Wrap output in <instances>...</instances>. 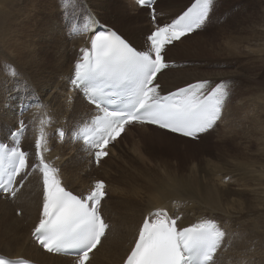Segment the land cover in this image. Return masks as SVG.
<instances>
[{
  "label": "bare ground",
  "instance_id": "bare-ground-1",
  "mask_svg": "<svg viewBox=\"0 0 264 264\" xmlns=\"http://www.w3.org/2000/svg\"><path fill=\"white\" fill-rule=\"evenodd\" d=\"M134 1L135 0H133V3ZM181 1L182 0H157L155 2V6L157 8L156 15L163 14L164 17L170 16L168 14L172 13V10H174V8H176ZM191 1L193 0H189L188 2L184 1L181 3V6L179 8L175 9L177 13L176 17L189 5ZM34 2V8L31 14H29L28 16V22H30L29 24L32 27L30 29L23 28L25 33L19 31L20 36L22 38L19 40L20 43H18L16 50L13 51L14 54L9 56L12 58H3L2 49L4 47L2 49L0 47V67L7 66L12 71V69L14 70V68H12L10 63L18 62V65L22 71L17 74L16 70H14V74L19 78L20 81L27 80L29 82L28 87L30 92L28 94H25L23 99H33L36 101V103L32 104L31 108L27 112L20 113L18 119V121H20H16L17 125L14 128H12L13 126L8 125V120L10 119V117L8 116L7 112L9 113L10 111L3 108V105H0V123L3 124V127H0V139H5L6 141L8 140V138H10V140L8 141L11 142L13 140L14 143L15 139L17 138L13 137L12 133L18 131L21 122L24 125L26 119H34L35 121H33L32 123L35 127V132L33 133L34 135H31V138L35 139L36 141L38 132H43L44 140L42 141L41 149L43 160L59 170V179L69 189H71L75 193L88 192L92 190L94 186L86 187L87 177L85 179L84 173L89 168L91 170H94L96 169V167H93L92 165L88 164L86 160L82 159V164L78 166L74 173H70V176L73 180L78 181L80 179L81 184L79 188H74L75 183L68 182L67 178L63 173V170L68 166V162L65 161V159L70 156L69 150L67 151L68 147L72 149V146L76 145H73V143L70 141H63L51 135L53 131L57 133L63 128L68 129L71 120L75 121L72 127L78 124L80 122L79 118H82L81 115L83 114V109L86 111L87 118H91V114H94L95 112V107H91L90 104L82 100V96H80L79 98V96L77 95L79 94V91L75 89L70 82V77L74 73L75 62L81 58V49L86 48L89 45V35L92 31L94 32L97 27V24H93L94 20H98L101 25H105L107 27L115 29L139 50L145 49L147 36L151 33L153 29L159 26H141L140 22L143 18V8H141L136 1V4H134L137 10V12H135V15H128L127 12L124 11L118 15L116 14L118 18L111 17L110 19L113 22H109L105 16H99V14H104L107 10L114 12V6L117 5V3L104 4L99 0H91V2L96 7L97 11L100 10V12H97V14H95L92 10H88L90 14L87 12L83 16L82 22L79 23L77 21L70 23L68 28H65L64 30L58 33V37L55 41L53 14L51 11H55L60 8L59 0H35ZM12 5L13 4H11V0H0V44L4 43L7 37L6 33L12 29L8 25L13 14L12 11L14 10L11 9ZM41 7H46V9L44 11H40L39 8ZM120 10L122 9L117 8L115 9V12ZM98 17L103 22H101ZM123 20H126L128 25L123 24ZM167 21L166 23H170ZM256 24H258V22L253 21V27H249L247 29H245L243 26H240L239 30L241 31L237 35H233V38L228 41L229 45L223 48L221 53H227L226 56H234L236 55V53H242L243 50L240 48V43L249 44L250 47L248 48V50H251L250 53L253 55L261 53L259 49L255 48L256 43L254 39L257 40L260 34V28L259 30H257L259 26ZM72 28L78 30L84 28V30L80 31L77 34H72ZM186 37H181V43L179 41H173V45H167L164 50V59L165 62L168 63L169 67L163 69L160 73L157 74V79L155 83L159 84L161 81H163L164 83L165 81H167L166 79L168 77H170V79L172 80L174 77L176 78L174 82L170 81L169 84H163H166V87H164V89L158 90L161 95L171 92L180 87L186 86L188 84L195 83V81L203 80L204 78H227L233 77L234 73L238 74L235 71L228 73V71L224 70L219 72L215 71L207 73L200 69L197 70L195 67L189 68L188 60L192 56H213L214 50L212 49L214 48L211 45L215 43L212 38L210 39L208 37H193V39L190 40L186 39ZM215 45L217 46L218 44ZM262 61L264 63V58H262ZM6 74L7 73L4 72V75L7 76V78L1 79L0 81L7 82L8 87H5L4 92V96L7 97L13 95V92L15 90H13L9 86L11 79L9 75ZM0 77H2L1 73ZM209 89L210 88L206 86L205 92ZM263 101L264 97L262 98V102ZM75 103L79 106L77 107ZM17 115H19L18 112ZM222 116L224 117V115ZM134 125V123H131L126 126L121 135L118 137V139L114 141L112 147H109L108 150L110 152H114V144L118 145L120 141L130 131V128L134 127ZM0 126L2 125L0 124ZM25 127L26 124L24 125L23 133H19V136H21L22 134L21 144L23 145H25V142L28 138V131L27 128L25 129ZM137 127L138 129L136 131V139L132 141V147H137L138 145L146 146L147 151L153 156L156 155V157L160 156L161 158L165 157L166 160L173 158L177 160L176 163L177 165H179V168L181 167L183 169L186 167L185 162L189 157L190 160L194 159L198 154H203L200 153L202 145L197 144L195 141L191 142V139L181 137L179 135L161 130L151 125H140ZM254 128L255 131H251L249 137H251V139L254 141V146L258 148V151L260 153H263L260 157L264 158V123H255ZM79 129L80 127H78L76 130L74 129L73 132L78 133ZM257 129L263 130L256 131ZM218 140H220L219 136L216 141ZM208 141H210V139H206L204 140V143L203 141L202 143L205 145L208 143ZM50 142L52 143V145L54 142H56V146L54 149L50 148ZM243 142L247 143V146L250 147L249 141L243 140ZM62 143H66V145L64 146ZM150 145L154 147H150ZM206 147L208 148V146ZM90 148L91 147L88 145V149ZM29 149L30 157H28V162H32V160H35L38 163L39 168L33 171V173L29 174L31 168L29 167L28 173H26L20 178V180L24 182L22 184L23 187L19 188L16 193V198L11 203L6 202L8 195L3 196L0 194V242L4 245L6 250H10L12 248L15 249L14 252L8 251V254H3L10 258H24L40 264H74L73 261L67 257L46 253L36 243L32 236V232L35 228L41 210V200L43 197V180L42 173L40 172V158L36 155L35 142L30 146V148H27V151ZM226 149L228 148L226 147ZM232 150L236 152L237 156L241 155L240 152L237 151L236 147H234ZM85 155L89 157L87 153ZM109 155H107L103 159H100L99 162H97V164L99 165L98 167H101L104 162H106ZM178 155L182 156L183 161H181L182 159H177L179 158ZM156 157L155 159L152 157V159L156 160ZM220 160L224 161L222 158ZM198 163H196V165H192L195 167L194 171L192 170V166L190 167V171H193L194 173V176L190 177V180H186L182 177L176 180L173 179V181L177 182V184L175 183L176 185H174L173 187H165L168 184H165L164 182L162 183H164L165 185H160L161 181H159V185L161 187L155 185L154 177L156 176H153V173H149L150 171L146 173L147 175L145 176L143 175L142 171H140V173L130 171L131 175L128 178V184L139 185V188L133 196L120 198V194H115V197H113L109 203L112 204L111 206L108 205L106 197L102 200V210L107 218V221L110 222V227L106 231V235L102 238L100 245L93 251L90 260L86 264H121L128 250L134 242L135 233L141 220L149 211L158 207H166L169 212L174 216L181 213V225L183 226L191 223L193 220L199 217H209L218 220L224 227L226 226L228 229L231 230V228L229 227L228 218H231L232 215L230 214L229 209H227L224 205L223 200L226 198V194H224L223 186L220 183L223 178V175L221 173L219 174L218 172H213L211 174L207 171V175L205 176L204 180H207L208 185L211 184V181H214L213 184L216 188L214 187V191H211L207 187H202L201 183L203 181L201 182L197 178L199 177V175L203 176L202 173L200 174V172L196 170L197 166H199ZM142 167L144 168V170L147 171V167L145 165H142ZM102 175L104 179L96 177V181H106L108 191L110 190L109 193L111 194V188L109 189L108 182V171H103ZM161 178L158 180H161ZM23 179L25 180L23 181ZM144 181L147 185V188L150 189V191L152 190L153 192H155V194L154 196H152L151 194H149L151 193L149 191L148 197H150L151 200L146 201L142 204L141 198L145 185H143ZM246 185H248V183H242L240 186L249 188L252 191L255 199H257L264 192V190H261L258 187L250 188ZM71 187H73L74 189H72ZM227 187L229 186L227 185ZM220 188H222V191H219ZM178 195H184L186 197H190L191 199L192 197L198 199V204H200L201 206L194 207L193 205L195 204L196 200L194 201L192 199L194 201V204L191 202V200L190 202L193 205H190L189 203L190 206L188 205V208H183L178 202L182 201L183 203L186 200L182 198L184 200L183 201L179 198L180 201H176L175 197L178 198ZM11 208H13V211H11L10 214ZM17 211L19 213H17ZM188 212L190 214H188ZM15 213H17L19 216H17ZM25 228L26 231L24 236L26 242H22L20 241L18 233L24 230ZM228 229L226 230V239L222 242V245L218 251V255L216 258L219 257L222 249L225 246L228 247L229 245H232L229 239L232 235L229 236L230 230ZM224 242L227 243V245L224 246ZM219 264L225 263L221 262Z\"/></svg>",
  "mask_w": 264,
  "mask_h": 264
},
{
  "label": "snow or ice",
  "instance_id": "snow-or-ice-1",
  "mask_svg": "<svg viewBox=\"0 0 264 264\" xmlns=\"http://www.w3.org/2000/svg\"><path fill=\"white\" fill-rule=\"evenodd\" d=\"M138 3L148 6L155 19L153 0ZM212 4L213 0H194L176 19L152 31L144 50L133 47L107 27L91 35L90 48L81 49L82 57L75 62L70 82L75 89H82L87 101L97 109L91 127L82 132L84 140L97 149V162L108 155L105 149L120 136L125 124L146 122L196 138L221 118L228 94L223 83L206 93L209 82L197 81L163 96L155 83L157 74L169 66L164 59L166 46L201 28ZM23 131L21 122L18 131L12 133L17 146L6 155L5 146L0 145V178L6 176L0 181V190L13 196L16 178L28 166V154L18 146L19 133ZM43 140L41 132L35 147L40 158L43 204L32 235L50 253L75 250L77 264H85L109 227L98 208L105 196V185L96 181L86 196L68 191L59 179V170L43 160ZM224 237L225 232L212 220L178 228L175 219L157 210L145 217L125 264H214ZM0 264L5 261L0 259Z\"/></svg>",
  "mask_w": 264,
  "mask_h": 264
},
{
  "label": "rangeland",
  "instance_id": "rangeland-1",
  "mask_svg": "<svg viewBox=\"0 0 264 264\" xmlns=\"http://www.w3.org/2000/svg\"><path fill=\"white\" fill-rule=\"evenodd\" d=\"M12 1L13 0H11V4H13L14 7L12 5L11 9L14 10L12 11L13 14L11 20L8 23V25L12 29L6 33L7 37L4 43L0 44L1 49L3 47L5 48L2 49L3 58L4 57L12 58L9 56L14 54L13 51L16 50L18 43H20L19 40L22 38L20 36V32H24L23 28L30 29L32 27L29 24L30 22H28L29 20L28 16L29 14H31L34 8L35 0H29V1L18 0L19 2L17 0L13 2ZM99 1L103 2L104 4L117 3V5L114 6V10H113L114 12L107 10L104 14H99V16H105L109 22H113L110 19L111 17H117L118 14L124 11H126L128 15L130 14L135 15V12H137L133 0H99ZM118 1L121 3H119ZM184 1L188 2L189 0H182L180 4L176 8H174V10H172V13L168 14L170 16L164 17L163 14L160 15L158 14L155 23H159V24H156V26L164 25L167 19H168L167 22H171L173 19H175L177 15L175 9L179 8L181 6V3ZM59 6L60 8H58L57 10L51 11L53 14L55 41L58 37V33L64 30L65 28H68L70 23L77 22L78 19L84 13L88 12L90 14L88 10H92L95 14H97V12H100V10L97 11L96 7L91 2V0H59ZM117 8H120L122 10L115 12V9ZM45 9L46 7L39 8L40 11L41 10L44 11ZM148 14L149 11L143 8V18L142 21L140 22L141 26L143 25L142 27H145L147 25H149L150 27V25H152V21L150 20ZM82 21L83 19L81 20V22ZM253 21L258 22V24H256L259 26L257 30H259L260 28L259 37L257 40L254 39V41L256 43L255 48L259 49L261 53H257V55L251 54L250 53L251 50H248L250 45L247 43L239 44L240 48L243 50L242 53H236V55L234 56H228V55L226 56L227 53H221L223 48L229 45L228 41L231 38H233V35H237L241 31L239 30L240 26H243L245 29L249 27H253L252 26ZM101 22L103 21L101 20ZM123 24L128 25L126 20H123ZM263 24H264V0H213V4L210 9L208 20H206L205 24L198 30L193 31L192 34L190 33L191 35L188 34L187 37L184 36L188 40L193 39V37H202V38L208 37L210 39L212 38L215 44H218L217 46L215 44L211 45L214 48L212 49L214 50L213 56H208V57L192 56L188 60L189 68L195 67L197 70L200 69L207 73L215 72V71L219 72L223 70L228 71V73H231L232 71L238 73V74L234 73L233 77H227V78L210 77V78H204L203 80H198V81H208L209 85L207 86L209 88L223 83V86L228 93L225 98V106L221 110L222 111L221 118L216 122L213 128L198 135L195 138L196 140L191 141V142L195 141L197 144L202 145L201 147L202 149H200L201 151L200 150L199 151L200 153L203 154H198L194 159H190V160L189 157L185 162L186 167L183 169L181 167L179 168V165H177L176 163L177 160L173 158L166 160L165 157L161 158L160 156L157 157L156 155L153 156L147 151L146 146L138 145L137 147H132L131 144L133 143L132 141L136 139V134H137L136 131L138 129L137 126H134L130 128L129 131L130 133L128 132L127 135L120 141L118 145L114 144V152H110L108 159L106 160V162H104V164L101 167L94 166L90 161V157L83 154L82 151H80L77 146H72L73 147L72 149L68 147L67 151L69 150L70 156L65 159V161L68 162V166L63 170V173L67 178L68 182L75 183L74 188H79L81 184L80 179L78 181L73 180L70 176V173L71 172L74 173L76 171L78 166L82 164V159L86 160L87 163L92 165L93 167H96V169L94 170L93 169L91 170L89 168L87 171H85L84 177L85 179L87 177L86 187L89 186L92 187L95 184L94 182L96 181L97 178L104 179L102 172L107 170L109 173L108 182H109V189L111 188V194L109 193L110 190L108 191L107 188L108 192H107L106 200L108 205L111 206L112 204L109 203L112 200V198L115 197V194H120V198L129 197V196H133L137 191V189L139 188V185L128 184V178L131 175L130 171L135 173L136 172L140 173V171H142L144 176L147 175L146 173L150 171L149 173H153L154 174L153 176H156L154 177L155 185L161 187L160 185L165 183L169 185V186L166 185L165 187H173L174 185L177 184V182L173 181V179L176 180L182 177L186 180H190V177L194 176L193 171L195 170V167L192 165L194 164L196 165V163L200 162L203 165L198 163L199 166H197L196 170L199 171L200 174L202 173L203 175V176L199 175V177H197L201 182L203 181L201 183L202 187H207L209 190L214 191L213 189L215 187V185L213 184L214 181H211V184L208 185L207 180L206 181L204 180L205 176L207 175L206 174L207 171L211 174L213 172H218L219 174L221 173L223 175V178L220 181L224 189V194H226V198L223 200V202L225 207L229 209V212L232 215L231 218H228L229 227L231 228V230L225 226L226 230L227 229L230 230L229 236L232 235L230 236V238L228 237L232 245L226 247L225 245H227V243L224 242L223 245L225 247L222 246L224 248L222 249L219 257L216 258L215 264H219L221 262H224L225 264H264V192L257 199H255L252 191L249 188L240 186L242 183H248V185L246 186L250 188L258 187L259 189L264 190V158L260 157L263 153H260L258 151V148L254 146L255 145L254 141L251 139V137H249L251 131L252 132L255 131L254 128L255 123H264L263 120L264 101L262 102V98L264 97V63L262 61V58H264ZM83 30L84 28H82L81 30L72 28L71 33L77 34ZM249 38H250V33H249ZM179 42L181 43V40H179ZM173 43L171 45H173ZM10 64L12 68L16 70L17 74L22 71L18 65V62H13ZM14 70L12 69L11 71V69L7 66L0 67V73L2 74L0 80L6 79L7 76L4 75V72L7 73L6 75H9L11 79L9 86L16 91V92L14 91L13 95L11 96H7V97L4 96L5 87H8L7 82L0 81V105H3V108L10 111L9 113L7 112L8 116L10 117V119L8 120L9 122L8 125L13 126L12 128L16 127L20 116V113L16 109L17 105L25 104L27 102H32V104L36 103V101L33 99H29V100L23 99L24 95L30 92L28 87L29 82L27 80H26L27 83L26 81H20L19 78L14 74L15 73ZM175 78L176 77H174L172 80L170 79V77H168L166 79L167 81H165L164 83L169 84L170 81L174 82ZM164 83L163 81L159 83L160 87L158 88V90L164 89V87H166L165 86L166 84L163 85ZM78 91L79 94L77 95L80 98V96H83V93L81 90ZM83 98L84 97H81L82 100ZM31 105L25 109L26 110L25 112H27L31 108ZM76 106L78 107L79 105L76 104ZM84 111L85 110L83 109V114L81 115L82 118L85 117L84 113H86V111L85 112ZM17 112L19 113V115H17ZM222 115H224V117ZM82 118H79L80 122L82 121ZM221 119L224 121H222ZM33 121L35 120L26 119L24 125L26 124L25 129L27 128V131L29 124L32 123ZM74 123L75 121L71 120L69 125L70 124L72 125ZM0 124L2 125L0 127H3V124L2 123ZM259 130H263V129H257L256 131ZM33 133L31 135H34ZM31 135L29 136L28 134V138L25 142V145H23L26 147V150L27 148H30V146L35 142V139L31 138ZM51 135L53 137H57V133L55 131H53ZM218 136L220 137V140L216 141L218 139ZM20 137H22V134L21 136H19V138ZM206 139H210V141H208V143L205 144L206 146H208V148L203 144L204 140ZM2 140L5 141V139ZM243 140L249 141L250 147H248L247 143H244ZM8 142L11 143L10 141ZM75 142L76 143H74V145L77 144V141ZM62 144L64 146L66 145V143H62ZM55 146H56V142H54L53 145L50 142L51 149L52 148L54 149ZM150 147H154V146L150 145ZM226 147L228 149H226ZM234 147H236L237 151L240 152L241 154L240 156H237L236 152L232 150ZM29 151L30 149L28 150V152ZM124 152L126 153L128 152V153L126 154ZM152 157L154 159L156 157V160H153ZM178 157H179L177 158L178 160L182 159L181 161H183L182 156L178 155ZM221 158L224 161H221L220 160ZM141 162L143 166L145 165L147 167V171L144 170V168L141 165ZM30 163H31L30 165L31 168L29 174L33 173V171L39 168L38 163L35 160H32V162ZM33 163H37L36 168L33 167L32 165ZM174 166L177 168H175ZM191 166L193 168L192 169L193 171H190ZM173 167L175 170L173 169ZM164 177L167 178L165 179ZM160 178L161 180H158ZM24 180L25 179H23V181ZM159 181H161L160 185H159ZM143 185H144V190L141 198L142 204L145 203L146 201L151 200V198L148 197V193L150 189L147 188L145 181ZM227 185L229 187H227ZM71 188L74 189L73 187ZM219 191H222V188H220ZM150 192L151 193L149 194L154 196L155 192H153L152 190ZM180 196L178 198L175 197V199L176 201H180V199L186 200V201L183 200L185 203L184 202L182 203V201L178 202L183 208L184 207L188 208L189 203L191 205L195 200H196L195 204L193 203L194 205L193 204L192 205L194 207L201 206L200 204H198V199L192 197V199L194 200L193 201L190 197H186L184 195L182 197ZM15 198L16 196L13 198H10L8 196L6 202L11 203ZM11 211H13V208L10 209V214ZM17 213L19 212L17 211ZM17 213L15 214L19 216ZM188 214L190 213L188 212ZM25 231L26 228L18 233L20 241L22 242H26L24 236ZM3 247L4 245L0 242L1 254L3 253L8 254V251H12V252L15 251V249L13 248L10 250H6L5 247L4 248Z\"/></svg>",
  "mask_w": 264,
  "mask_h": 264
}]
</instances>
